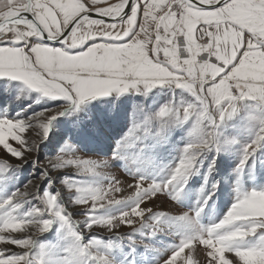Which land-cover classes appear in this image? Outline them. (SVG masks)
<instances>
[{
  "label": "rangeland",
  "instance_id": "rangeland-1",
  "mask_svg": "<svg viewBox=\"0 0 264 264\" xmlns=\"http://www.w3.org/2000/svg\"><path fill=\"white\" fill-rule=\"evenodd\" d=\"M99 3L105 6L103 0ZM188 105L198 107V101L172 82L138 84L74 104L0 76V118L23 120L30 128L47 122L49 127L47 136L26 129L23 135L30 145L21 159L0 151V204L12 197L11 205L0 207V222L10 217L33 221L23 233L5 234L30 236L28 249L0 241V250L27 251L29 264H164L182 240L217 223L243 194L264 191V136H260V110L255 103L237 100L223 119L210 106L213 122L199 124L198 113L179 114ZM161 109L167 110L164 115ZM47 115L55 118L46 121ZM198 133L209 136L210 143L194 152L182 187L150 193L145 199L151 200V211L131 225L90 226L92 217H118L136 203L129 196L135 192L134 178L165 183L186 147L199 142ZM253 140L256 144L245 154V146ZM72 160L88 163L72 164ZM110 184L122 189L108 192L119 202L96 209L90 202L79 203L84 192L78 189H107ZM45 193L56 197L64 220L50 211ZM44 219L50 225L41 232L36 224ZM256 239L249 237L241 246ZM74 247L80 249L76 254ZM202 248H193V264H207Z\"/></svg>",
  "mask_w": 264,
  "mask_h": 264
},
{
  "label": "snow or ice",
  "instance_id": "snow-or-ice-1",
  "mask_svg": "<svg viewBox=\"0 0 264 264\" xmlns=\"http://www.w3.org/2000/svg\"><path fill=\"white\" fill-rule=\"evenodd\" d=\"M0 0V76L23 81L45 96H62L74 104L87 97L125 91L138 84L172 82L190 92L198 107L180 109L187 117L198 113L212 123L210 106L219 118L229 114L234 102L253 101L260 110V136H264V0ZM142 11L143 19H139ZM100 18H92V14ZM139 25V30H137ZM61 41L49 46L45 40ZM89 42V43H86ZM166 109H161L164 115ZM54 115L44 117L46 121ZM26 129L47 136V122L30 128L23 120L0 118V151L21 159L29 150ZM169 179L160 185L134 178L129 195L136 203L118 217L92 223L131 225L151 211L149 194L178 190L193 166L194 152L209 146V136L198 133ZM19 147H14L11 142ZM244 148L245 154L256 144ZM87 165V161H69ZM243 163V161H241ZM90 170V169H89ZM147 184V187H143ZM107 189H78L79 201L92 209L116 203ZM128 196V197H129ZM50 211L61 220L56 197L45 193ZM12 197L0 204L11 205ZM37 211H39L37 209ZM33 221L7 218L0 222V241L28 249L30 236L14 238ZM50 221H39L41 232ZM257 237L249 246L241 242ZM78 239V237H77ZM202 245L207 264H264V191L243 194L220 219L194 238L182 240L164 264H193L191 252ZM188 255H184L185 250ZM80 249L74 247L76 254ZM29 253L0 250V264H29Z\"/></svg>",
  "mask_w": 264,
  "mask_h": 264
},
{
  "label": "water",
  "instance_id": "water-1",
  "mask_svg": "<svg viewBox=\"0 0 264 264\" xmlns=\"http://www.w3.org/2000/svg\"><path fill=\"white\" fill-rule=\"evenodd\" d=\"M92 15H93L92 18H100L99 16H97L94 13ZM45 42L48 43V44H52V45H58V44L61 43V41L59 39H57V40H45Z\"/></svg>",
  "mask_w": 264,
  "mask_h": 264
},
{
  "label": "crops",
  "instance_id": "crops-1",
  "mask_svg": "<svg viewBox=\"0 0 264 264\" xmlns=\"http://www.w3.org/2000/svg\"><path fill=\"white\" fill-rule=\"evenodd\" d=\"M139 19L142 21V19H143V15H142V11H141V13L139 14ZM137 30H139V25H137Z\"/></svg>",
  "mask_w": 264,
  "mask_h": 264
},
{
  "label": "flooded vegetation",
  "instance_id": "flooded-vegetation-1",
  "mask_svg": "<svg viewBox=\"0 0 264 264\" xmlns=\"http://www.w3.org/2000/svg\"><path fill=\"white\" fill-rule=\"evenodd\" d=\"M86 43H89V42H86ZM48 44V43H47ZM48 45H52V44H48ZM52 46H59V45H52Z\"/></svg>",
  "mask_w": 264,
  "mask_h": 264
},
{
  "label": "bare ground",
  "instance_id": "bare-ground-1",
  "mask_svg": "<svg viewBox=\"0 0 264 264\" xmlns=\"http://www.w3.org/2000/svg\"><path fill=\"white\" fill-rule=\"evenodd\" d=\"M187 250V249H186Z\"/></svg>",
  "mask_w": 264,
  "mask_h": 264
}]
</instances>
